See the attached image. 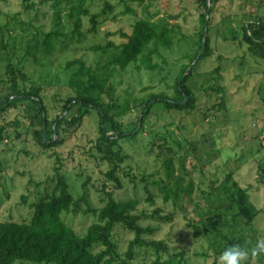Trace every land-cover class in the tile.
Instances as JSON below:
<instances>
[{
  "label": "rangeland",
  "instance_id": "rangeland-1",
  "mask_svg": "<svg viewBox=\"0 0 264 264\" xmlns=\"http://www.w3.org/2000/svg\"><path fill=\"white\" fill-rule=\"evenodd\" d=\"M81 1L62 5V31L66 38L72 30L67 18L70 9ZM53 3L54 0H0V98L8 87L6 62L15 61L26 47L36 53L41 34L52 29ZM81 6L87 15L78 17L80 39L61 40L51 65L44 64L47 67L26 62L30 83L22 85L29 88L34 84L41 89L50 119L60 113L62 101L72 95L67 88L70 71L64 69V63L78 58L97 70L111 53L92 52L90 47L107 41L122 44L125 40L120 34H129L132 25L145 17L169 25L171 46L160 49L153 58L152 63L157 66L153 71L130 65L113 74L109 92L102 99L116 104L113 113L121 114L116 118L121 127L113 130L107 124L106 134L115 137L119 132L131 133L139 125L144 103L151 96L172 97L179 74L189 66L192 77L186 85L195 100L194 107L169 111L162 104H154L137 136L120 140V153L126 157L116 173L121 189H114L105 178L108 165L94 148L95 110L75 131L60 133L62 143L57 146L40 148L29 136L5 140L0 147V222H28L32 205L51 193L60 176L77 203L63 212L62 218L79 236L95 221L92 214L85 215L83 211L103 206L104 193L100 190L106 185L115 201L138 202L133 214L140 217L139 225L154 229L144 240L164 241L167 245L168 254H161L162 259L184 252L186 264H211L212 249L220 253L232 244L251 247L264 238V59L253 57L243 41L248 24L264 18V0H220L215 4L208 32L211 52L195 65L193 59L201 39L199 15L204 12L197 0H145L141 5L130 0H83ZM98 14L102 16L96 31L90 33V17ZM19 115L13 110L0 122L6 125ZM76 115L73 110L67 119ZM165 161L172 163L171 183L163 170ZM235 164L239 165L234 180L247 190L258 211L253 229L235 217L230 198H224L215 188ZM176 180L182 187L192 182L191 195L175 204L164 203L159 187L171 186ZM82 197L86 202L80 201ZM156 210H160V217L169 215L171 220L160 221L154 214ZM205 211L220 214V220H208ZM195 232L199 238L194 237ZM112 240L117 247L118 264H151L157 258L146 245L133 247L129 258L133 235L122 226L114 229ZM101 250L97 247L94 252ZM248 264H264V258H250Z\"/></svg>",
  "mask_w": 264,
  "mask_h": 264
},
{
  "label": "trees",
  "instance_id": "trees-1",
  "mask_svg": "<svg viewBox=\"0 0 264 264\" xmlns=\"http://www.w3.org/2000/svg\"><path fill=\"white\" fill-rule=\"evenodd\" d=\"M130 1L141 5L145 0ZM219 1L197 0L199 9H203L204 12L199 15L201 39L193 59L194 65L210 55L208 32L212 28L211 13L213 6ZM81 2L71 8L68 14V22L72 27L69 38H66L62 31V13L65 10L62 5L70 4L71 0H54L51 5L52 29L41 34L36 53H30V48L26 47L23 54L15 61L10 59L6 62L5 75L8 87L5 96L0 98V121L13 110L21 115L6 125L0 122V147L5 140H12V137L13 141L21 140L23 136H29L31 141L43 149L57 146L62 143L58 137L60 133L75 131L90 111L95 110L97 137L94 148L100 159L108 165L105 178L113 183L114 189H121L122 185L116 173L126 157L120 153V140L137 136L136 132L139 130L137 128L143 125L154 104H162L169 111L190 110L194 107L195 100L186 85L192 77L191 66L182 69L176 80L172 97L164 94L151 96L144 103L137 121L138 127L136 126L131 133L119 132L115 137H109L105 132V125L109 124L113 130L121 127L116 120L121 114L113 113V109L117 108L116 104L105 103L102 99L109 92L108 84L113 74L117 70H126L130 65L153 71L157 67L152 63L153 58L159 55L160 49L171 46L172 30L168 24H160L151 17L140 18L132 25L129 34H120L125 40L122 44L116 45L112 41H107L105 44L90 47L89 50L92 52L111 53L108 60L97 70L78 58L64 63V69L70 71L67 88L72 95L62 101L60 113L50 119L41 89L34 84L29 88L22 85L28 81L30 83L26 73L28 67L26 62L30 60L32 66L47 67L53 62L61 40L80 39L82 33L78 17L87 15ZM126 10L130 11V8L127 7ZM74 14L77 16L76 19ZM101 16L98 14L90 17L91 27L88 32L96 31ZM243 41L253 57L264 59V18L248 24ZM45 63L47 66L44 65ZM185 99L187 101L183 104ZM220 104L222 106L223 102ZM73 110H76L77 115L67 119V115ZM238 165L235 164L234 169L226 173L221 185L215 188L224 198H230L236 210L235 217L242 220L246 228L253 229L258 211L251 203L247 190L241 188L234 180V171ZM163 170L167 181L171 183L173 178L171 161L163 163ZM106 188V185H102L100 190L104 193L103 206L99 209L88 208L83 211L85 215L92 214L95 221L90 224L83 236H79L62 218V213L69 210L71 205L76 206L77 203L74 202L68 184L58 176L51 193L44 194L32 205V215L28 222H0V264H14L16 261L25 262L24 264H118L115 257L117 247L112 240L113 231L117 226H122L133 235L127 253L129 258L133 255V247L146 245L151 247L157 256L151 264H186L184 252L169 254L162 259L161 254H168L167 245L164 241L144 240L146 235L154 233V229L139 225L140 217L133 214L138 202L133 199L117 202L114 200L113 192ZM159 190L164 203L171 201L175 204L182 197L191 195L193 184L191 182L186 187H182L179 180H176L171 186H160ZM148 199L151 197L148 196ZM80 201L86 202L84 197ZM159 213L160 210L154 211L160 221L166 223L171 220L169 215L160 217ZM203 214L214 223L221 218L220 214H211L210 211H205ZM194 237L199 238L200 234L195 232ZM97 247L102 250L94 252ZM212 250L214 258L211 264H215L219 252L216 249Z\"/></svg>",
  "mask_w": 264,
  "mask_h": 264
},
{
  "label": "clouds",
  "instance_id": "clouds-1",
  "mask_svg": "<svg viewBox=\"0 0 264 264\" xmlns=\"http://www.w3.org/2000/svg\"><path fill=\"white\" fill-rule=\"evenodd\" d=\"M250 258H264V238L256 240L251 247L240 244L226 246L216 257L215 264H248Z\"/></svg>",
  "mask_w": 264,
  "mask_h": 264
},
{
  "label": "water",
  "instance_id": "water-1",
  "mask_svg": "<svg viewBox=\"0 0 264 264\" xmlns=\"http://www.w3.org/2000/svg\"><path fill=\"white\" fill-rule=\"evenodd\" d=\"M204 41H205V35L203 36V44H204ZM186 101H187V99L184 100L183 104H185ZM138 129H139V127L137 128V130H138ZM43 139H44V141L46 140L45 137H44Z\"/></svg>",
  "mask_w": 264,
  "mask_h": 264
}]
</instances>
